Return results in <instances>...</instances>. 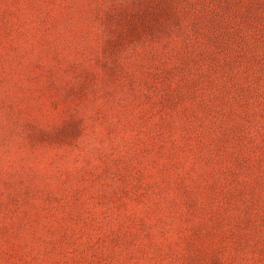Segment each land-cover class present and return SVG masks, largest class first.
<instances>
[{
  "label": "rangeland",
  "instance_id": "1",
  "mask_svg": "<svg viewBox=\"0 0 264 264\" xmlns=\"http://www.w3.org/2000/svg\"><path fill=\"white\" fill-rule=\"evenodd\" d=\"M0 264H264V0H0Z\"/></svg>",
  "mask_w": 264,
  "mask_h": 264
}]
</instances>
